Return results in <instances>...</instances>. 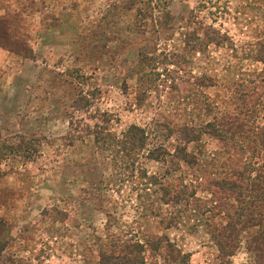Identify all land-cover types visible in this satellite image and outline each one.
Returning a JSON list of instances; mask_svg holds the SVG:
<instances>
[{
	"label": "rangeland",
	"instance_id": "1",
	"mask_svg": "<svg viewBox=\"0 0 264 264\" xmlns=\"http://www.w3.org/2000/svg\"><path fill=\"white\" fill-rule=\"evenodd\" d=\"M261 40L264 0H0V218L10 233L0 264H98L106 232L142 244L147 264H164L165 240L186 255L180 264H255V227L238 230L231 256L212 239L239 206L220 194L228 208L215 211L207 190L211 174L229 178L223 143L201 132L185 145L195 164L169 157L180 126L241 113L234 98L254 91L263 96L243 116L254 122L246 163L261 169ZM129 126L145 138L131 156L94 143L97 128L119 139ZM157 148L169 157H149ZM175 179L185 197L165 202L160 188ZM157 239V249L144 243Z\"/></svg>",
	"mask_w": 264,
	"mask_h": 264
},
{
	"label": "trees",
	"instance_id": "2",
	"mask_svg": "<svg viewBox=\"0 0 264 264\" xmlns=\"http://www.w3.org/2000/svg\"><path fill=\"white\" fill-rule=\"evenodd\" d=\"M258 45L256 61L262 64L261 79L264 81V40H261ZM253 92L239 91L238 96L234 98L232 110L240 109L239 111H242L241 113H223L222 119L218 123L214 119L198 128L186 127L185 125L180 126L183 135V144L174 148L170 157L167 151L161 148H157L149 154V157L155 154V161H160V158L163 157H169L171 162L177 163L178 161H182L184 164L192 166L193 163L195 164L196 159L185 151V145L187 143L198 141L202 135L201 132L220 140L224 145L226 156L221 162L220 168L229 178L227 179L224 176L215 178V175L211 174L212 176L210 177L212 178L207 180V190L214 203L212 208L215 211H222V209L225 210L228 208H224L219 204L221 202L220 194H226L234 198L239 206L235 208V213L233 211L232 214H227L228 222L231 223L230 218L234 213V217H236L234 223L231 225L227 224V227L222 226L217 228V234L212 235V239L219 247V250L226 249L228 251L226 256H231L237 248L235 243L238 230L246 227H255L257 231L249 238L247 248L253 253L255 264H264V165L261 166L260 170L253 169L251 171L249 169V163H246V156L249 155V149L253 147L251 145H254V141L250 139L251 144H248L249 139L247 140L245 138L249 134L254 133L251 130V128H254L252 126L254 122L253 119H250L251 123L243 120V116H247L245 114L253 112L254 107L262 99V94H255ZM236 100L239 102V105H237ZM160 127L163 128L162 133H166L165 137L171 134L172 130L169 126L164 125ZM96 130L93 132L94 143L101 142V144L115 146L125 157L131 156L137 150L143 149L142 142L145 138L142 130L136 126H129L119 139H114L106 128H97ZM147 156L148 154L145 157ZM149 179L153 180V177L150 176ZM162 185L163 187L161 186L160 190L163 189V192L160 196L165 202L169 200L177 202L185 197L184 190L186 188L181 185L180 181L176 179L168 180L167 184ZM242 197L243 199H240ZM240 200L242 201L240 202ZM9 242V229L0 218V254L5 250ZM144 243L153 249H157L159 239L155 242L147 241ZM96 250L98 253V264H111L110 258L117 259L118 264H147L142 244L131 239L120 240L118 235L112 234L111 232H106L104 238L97 239ZM162 256L164 264H180L185 263L187 260L186 255L181 254L167 240H165Z\"/></svg>",
	"mask_w": 264,
	"mask_h": 264
}]
</instances>
